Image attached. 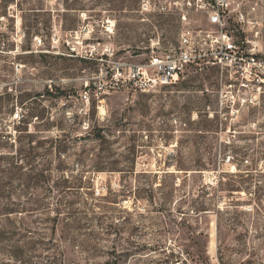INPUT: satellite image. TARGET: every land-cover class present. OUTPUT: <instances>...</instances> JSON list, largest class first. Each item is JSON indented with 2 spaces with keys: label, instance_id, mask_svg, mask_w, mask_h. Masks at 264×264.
<instances>
[{
  "label": "rangeland",
  "instance_id": "374dc122",
  "mask_svg": "<svg viewBox=\"0 0 264 264\" xmlns=\"http://www.w3.org/2000/svg\"><path fill=\"white\" fill-rule=\"evenodd\" d=\"M139 1L0 0V264H264V97L218 118L217 66L107 86L178 45ZM231 7L264 54V0Z\"/></svg>",
  "mask_w": 264,
  "mask_h": 264
},
{
  "label": "built area",
  "instance_id": "2783aa9c",
  "mask_svg": "<svg viewBox=\"0 0 264 264\" xmlns=\"http://www.w3.org/2000/svg\"><path fill=\"white\" fill-rule=\"evenodd\" d=\"M231 5L232 0H140V14L178 19V45L152 54L145 62L115 61L106 72L107 86L148 92L176 82L189 70L217 66L221 69L218 118H238L241 107L264 97V54L259 41L248 35L244 14L236 26H230ZM197 15L205 17L211 27L195 25Z\"/></svg>",
  "mask_w": 264,
  "mask_h": 264
}]
</instances>
